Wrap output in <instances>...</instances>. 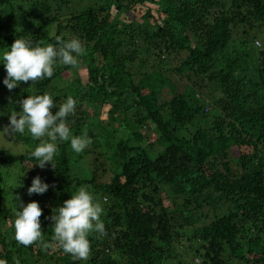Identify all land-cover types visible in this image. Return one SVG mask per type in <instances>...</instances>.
<instances>
[{"label":"trees","instance_id":"obj_1","mask_svg":"<svg viewBox=\"0 0 264 264\" xmlns=\"http://www.w3.org/2000/svg\"><path fill=\"white\" fill-rule=\"evenodd\" d=\"M82 1L0 0V65L2 53L15 39L46 46L56 45L57 37L75 36L86 49L79 63L87 67L82 88L67 93L57 83L72 66L57 62L51 78L23 82L11 91L3 83L7 72L1 70L0 129L29 95L51 94L57 105L53 114L72 96L77 103L67 118L70 130L77 136L87 131L91 138L89 150L82 153L95 152L104 141L112 152L110 178L97 183L95 170L86 178L71 176L70 141L58 142L55 168L47 163L41 169L30 155L39 141L31 134H12L13 141L33 140L34 148L20 155L0 152V169L15 164L19 168L13 186L0 182V226L19 210V201H37L43 210L44 242L55 250L42 252L40 242L25 247L15 233L9 236L11 229L0 227V259L7 264H163L172 258V246L181 235L191 243L182 253H195L202 264L233 259L264 264V0H89L85 7ZM139 6L142 14L134 9ZM124 14H139L141 22L123 21ZM160 59L168 61V71L190 81L181 92L168 83L172 94L164 102L156 88L167 79L146 71ZM132 68L138 70L129 71ZM70 83L68 88L75 89L72 85L78 81ZM84 102L99 108L110 105L106 126L85 122L90 114L81 109ZM206 105L213 114L209 120ZM115 121L129 122L131 137L115 138L112 146L106 143L105 130L116 133ZM141 128L153 135L145 148L139 144L145 139ZM243 146L249 153L232 159L230 149ZM36 176L49 188L29 195ZM81 186L102 203L107 233L88 237L87 260L73 259L52 240L50 219ZM165 186L168 206L160 195ZM218 202L228 203L229 211L193 227L195 212ZM183 229L187 232H180Z\"/></svg>","mask_w":264,"mask_h":264},{"label":"clouds","instance_id":"obj_2","mask_svg":"<svg viewBox=\"0 0 264 264\" xmlns=\"http://www.w3.org/2000/svg\"><path fill=\"white\" fill-rule=\"evenodd\" d=\"M85 54L86 49L75 36L68 40L57 37L56 45L46 46H41L40 43L33 46L31 40L24 38L15 39L10 50L3 55L7 72L3 83L11 91L21 82L51 78L57 62L76 67L79 64L78 57ZM76 103L72 96H68L53 114L52 109L57 108V105L51 94L45 92L42 95H29L19 101L20 111L11 112L9 124L3 132L8 135L24 134L27 129L33 139L40 141L34 151H31V157L38 161L41 169L47 163L55 168L53 161L59 151L58 142L70 141L71 149L78 154L92 143L87 131L78 136L73 135L67 123V118L75 113ZM48 188L49 185L36 176L28 188V194H43ZM18 209L13 222L15 240L25 247L40 242L47 248L40 221L43 210L39 203L31 201L25 204L19 201ZM103 214L102 203L87 186H81L50 217L54 222L52 240L73 259L87 260L91 252L88 237L93 233L99 234L97 238L107 234L105 223L101 219ZM0 264H7V261L0 259Z\"/></svg>","mask_w":264,"mask_h":264},{"label":"rangeland","instance_id":"obj_3","mask_svg":"<svg viewBox=\"0 0 264 264\" xmlns=\"http://www.w3.org/2000/svg\"><path fill=\"white\" fill-rule=\"evenodd\" d=\"M88 4H90L89 0H83L81 2V6L85 7ZM152 8H155V6L150 5ZM135 10H138L140 14H142V12L144 11L143 7L139 8H134ZM120 19H122L123 21H127V22H141V19L138 15H129V14H124L122 16H120ZM256 42H259L258 44L260 45V47L258 49H262V45H263V41L262 39H260L259 37L257 38V40H255ZM4 54V53H2ZM159 59V58H157ZM2 60V59H1ZM156 60V59H155ZM162 62L161 63H152V67L150 68H146L147 72H158L159 74H161L164 78L167 79L168 82L164 83L163 81H159L157 82V92L159 95V101L164 102L166 100H168L171 97V92H169L168 90V83L170 84V86H174L175 87V91L176 92H181L184 85H189L190 81L186 80L184 75L182 76H178L170 71H168V61L167 60H163L160 59ZM151 63V60H149V64ZM4 62L0 65V72L1 70L5 69L4 67ZM86 66H82L80 63L78 64V66L73 67V70L71 69L70 71L64 72L62 73L59 77L61 78V83H57V88L61 89L64 88V92H70L75 90L78 91L80 88H82V83L85 82L86 80ZM138 69L136 68H132L129 71L133 72V71H137ZM77 80L78 83H76L75 85H72L75 87V89H70L68 88V85H70L72 81ZM193 80V79H192ZM23 83V82H21ZM70 83V84H69ZM68 84V85H67ZM67 85V86H66ZM206 94V93H205ZM204 96V95H203ZM208 100V99H207ZM66 100H64L63 102H65ZM62 102V103H63ZM59 103V106L60 104ZM86 102H84L82 104L81 109H84L86 112H89L90 117L85 119V122L89 123H93V124H101L102 126H106L107 123V118L108 115L111 113L112 108L110 107V105H105L101 108L99 107H91L89 104H85ZM210 107L211 105H206V109L207 111L210 113ZM98 108V109H97ZM92 112V113H91ZM93 114V115H92ZM211 115H209L208 120L211 118V116L213 115L212 113H210ZM73 116V115H71ZM70 116V117H71ZM114 118H116L115 114H114ZM198 122V119H196V121H194L192 123V125L188 126V129L191 130V127L195 126ZM69 126H72L71 123H68ZM107 129L105 130V135H106V143L108 144H112V146H114V144L116 143L115 138H124V139H129L130 136V131L128 130V128L131 130L132 126L129 124V122L127 121H121V122H117L115 121V124L113 125V128H116V133H111V128L106 127ZM4 129V128H3ZM3 129H0V152H4L5 154H9V155H20L22 153L25 152H29L32 148H34V141L30 140L27 143H22L19 141H13L14 136L13 135H8L6 133L3 132ZM85 129L84 127H81L78 129V131ZM141 135L145 137L144 140H142V142H139V144L141 146H145L147 144L152 143L153 141V135L151 132V129H140ZM96 133V132H95ZM18 135H28L30 134L27 129L25 130L24 134H19L16 133ZM15 135V134H14ZM112 136V137H111ZM248 139V138H246ZM251 141H253L252 139H249ZM39 141V140H38ZM100 141V140H97ZM40 142V141H39ZM129 140V144H133L132 142ZM69 145V144H68ZM134 145V144H133ZM143 146V148H145ZM69 147L71 148V145H69ZM106 144L104 143V141L102 143H100L99 146H97L96 151L95 152H90L89 154L86 153H76L71 149V165H70V175L71 176H76V177H81V178H86L87 174L89 173V171H94L95 170V180L97 183L99 182H106L109 180L110 178V173H109V169L111 167V161H110V157L112 152L110 150H106L105 149ZM90 145L85 149L86 151L89 150ZM158 150V149H157ZM238 150V151H237ZM237 150H235L234 148L230 149V153H231V158H237V156L239 154H246L249 153L250 149L247 148V146H243V147H239ZM68 154H70V150L68 151ZM93 158H97L96 162H92ZM0 169V175L1 174H6L8 175L9 178L7 179H0V182H2V184H6L7 186H13L14 185V181L16 178V175L19 173V168L17 166V164L13 165L10 168H6L7 170ZM172 186H170L171 189ZM169 187H161V199H162V203L164 206H168L170 204V198L168 197V195H165L163 192H165V190H168ZM230 205L228 203H223V202H218L217 205L212 208V207H207L204 208L198 212H195L194 214V222H192L193 227H198L201 226L203 224H206L209 220L212 219L213 215H222L225 214L229 211ZM15 219V214L11 215L9 219H7L5 221V223L0 226L1 229L4 230H10L8 231L10 233L9 236H11L13 233H15V229L13 227V222ZM191 229V227H189ZM180 232H184L186 233L187 230L183 229ZM187 236H179L180 242L177 244L175 243L174 246H172V250L169 256L172 255V258H168L166 259V261H164L163 264H175L176 262H181L182 264H202L201 261V257L196 255L195 253L189 251L188 253H182L184 249L187 248V246L191 245V243L187 242L185 240ZM45 249H47L48 253H51L53 250H55V246L54 245H50L47 248L43 247L42 252H45ZM34 251H36V248H34ZM243 256L245 255V253H240L239 256ZM197 261V262H196ZM37 264H42V261L37 262ZM227 264H243L240 260H231L229 261ZM248 264H252L250 262H248Z\"/></svg>","mask_w":264,"mask_h":264}]
</instances>
